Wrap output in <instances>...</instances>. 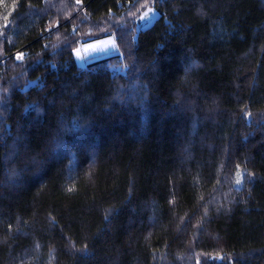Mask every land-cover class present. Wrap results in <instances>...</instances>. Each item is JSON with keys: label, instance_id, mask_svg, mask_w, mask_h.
I'll use <instances>...</instances> for the list:
<instances>
[{"label": "trees", "instance_id": "16d2710c", "mask_svg": "<svg viewBox=\"0 0 264 264\" xmlns=\"http://www.w3.org/2000/svg\"><path fill=\"white\" fill-rule=\"evenodd\" d=\"M0 264H264V0H0Z\"/></svg>", "mask_w": 264, "mask_h": 264}, {"label": "rangeland", "instance_id": "374dc122", "mask_svg": "<svg viewBox=\"0 0 264 264\" xmlns=\"http://www.w3.org/2000/svg\"><path fill=\"white\" fill-rule=\"evenodd\" d=\"M145 12L149 13V16L147 18H144ZM155 14L156 13L151 8L144 10L141 15V21H139L138 23V29H143L149 26L155 20L154 18H156ZM118 51L119 50L117 47V41L115 36L108 35L99 39H94L85 43H81L75 49V59L77 64L83 67L86 66L88 62L92 59L117 53Z\"/></svg>", "mask_w": 264, "mask_h": 264}, {"label": "snow or ice", "instance_id": "6c2138e0", "mask_svg": "<svg viewBox=\"0 0 264 264\" xmlns=\"http://www.w3.org/2000/svg\"><path fill=\"white\" fill-rule=\"evenodd\" d=\"M148 16H149V13L148 12H145L144 18H147ZM237 183H240V181L238 180Z\"/></svg>", "mask_w": 264, "mask_h": 264}]
</instances>
